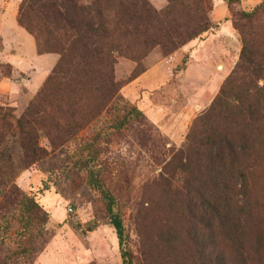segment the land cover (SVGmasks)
<instances>
[{"label": "rangeland", "instance_id": "rangeland-1", "mask_svg": "<svg viewBox=\"0 0 264 264\" xmlns=\"http://www.w3.org/2000/svg\"><path fill=\"white\" fill-rule=\"evenodd\" d=\"M36 1L0 0V108L12 115L0 122V232L8 236L0 244V264L18 242L17 209L24 194L48 213V221L29 261L14 259V264H123L99 194L88 188L86 172L70 160L85 144H92L90 167L101 171L117 200L126 249L135 263L218 264L219 257L220 264H264V77L256 81L241 64L246 43L264 71V0H174L172 12V0H99L105 30L101 42L94 43L102 46L104 55L85 78L86 106L93 107L97 100L92 86L108 81L111 60L119 92L96 120L75 136L64 135L72 126L61 113L71 85L70 75L64 74L59 79L64 102L47 110L39 129V145L49 155L27 168L17 119L61 57L39 54L34 36L18 22L22 3ZM76 1L90 8L95 0ZM137 2L145 3L149 15L140 25L121 26L123 13L134 11ZM198 9L209 18L211 30L175 51L158 45L166 41L168 30L188 22V14L194 16ZM221 94L232 107L222 102L205 123L202 119ZM234 106L251 112L254 123L247 132L250 142L238 151L248 187L244 189L234 173L224 177L231 175L238 184L233 193L227 192L231 222L237 224V235L229 240V230L203 207V197L214 200L208 189L213 177L193 159H200L201 153L216 155L217 146L209 145L208 134L218 124L225 127L230 110L238 120L243 117ZM131 107L144 117L120 132L104 131ZM235 143L239 148L241 139L235 137ZM93 222L97 228L85 232Z\"/></svg>", "mask_w": 264, "mask_h": 264}, {"label": "trees", "instance_id": "trees-1", "mask_svg": "<svg viewBox=\"0 0 264 264\" xmlns=\"http://www.w3.org/2000/svg\"><path fill=\"white\" fill-rule=\"evenodd\" d=\"M98 1L95 0L90 8L80 7L76 0H38L33 4L28 2L22 3L18 22L29 34L34 36L38 53L41 55L56 53L61 56L58 65L53 71L52 76L45 83L43 89L17 119L19 140L23 149V162L27 168H30L49 155V152L39 145V129L44 126L46 115H48L47 110L59 101L64 102L61 96V82L59 81L64 74L70 75L69 84L71 85L67 90L66 106L64 108L61 107V113L68 121L72 122L70 131L68 133L64 131V135L75 136L87 123L96 120L102 115L107 105L115 100L119 92L113 80L112 66L114 61L111 60L108 81L106 84L101 83L100 86H92L91 89H94L92 93L97 97V100L93 107L89 108L86 106L89 100L86 96L89 92L87 89L89 88V83L85 78L89 76L94 66L99 67L101 57L104 55L102 54V46L94 43L95 41L101 42L99 40H101L104 32L102 30H105L103 25L105 13L100 9ZM170 4L169 12H172L175 5L174 0ZM199 9L195 11L194 16L188 14V22L174 27L173 30H168V35H164L166 41H160L158 45L175 51L181 45L195 40L205 32L211 30L213 26L209 18ZM126 11L119 21L121 26L124 27L127 26L126 23L133 25L135 23V26L140 25L144 20L143 18L146 19V16L150 13L146 9L145 3L144 5H139V2H137L134 11ZM166 14L168 16L171 13ZM241 64L247 68L253 79L256 81L263 79L264 71L262 70V66L246 43H244L242 49ZM262 96L264 99V89ZM222 102V106H231L221 94L214 102L207 116L202 119L205 123H210L211 117L214 116L212 112H214L216 106L220 107ZM234 107L241 110L240 114L243 117L238 120L234 111L230 110L229 114H227L229 120H226L225 127L218 124L208 134L207 141L209 145L216 144L217 146L216 155L210 156L201 153L200 159H193L196 165L203 167L206 173H209L213 177V181L208 186V189L212 193L214 200L210 201V198L203 197V207L204 210L206 209L207 212L211 213V217L214 218V221L218 225L229 230V240H233L237 235L235 232L233 233V230L237 228V224L234 221V223L231 222L230 214L233 210H231V205L228 203L229 196L231 195L229 193H233L238 187L237 181L232 177V173L236 174L234 176L238 175L240 177L243 188L246 189L248 187V178L242 170L243 165L240 162L238 151L243 150L246 144L250 142L247 132L252 130L254 123V116L251 112L246 113L244 107L243 109L240 106ZM86 111L89 112L86 114ZM8 116L12 115L0 108V122H5ZM143 117L144 114L141 111L136 107H131L126 110L124 115H119L112 123L106 125L104 131L108 134L120 132L132 121ZM212 127L210 126V128ZM101 136L102 131L97 134L98 138ZM235 137L241 139V146L239 148L236 146ZM91 145H82L75 153L70 155V160L79 171L86 172L85 181L88 188L99 194L100 201L109 217V222L116 232L123 264H137L126 249V227L122 212L118 209L117 200L111 191L106 188L101 177V171L90 167V164L94 160V157L91 155ZM57 148L54 146L53 150ZM192 152L196 155L198 148ZM85 153L86 156H84ZM179 165L183 166L181 158ZM227 173L232 174V176L230 175L227 179H224ZM204 174V171L201 172V175ZM17 210V218L20 224L18 228L20 231L18 234L19 239L13 253L6 259L4 264H14V259L17 261L24 260L25 263L28 262L35 251V240L46 234L45 225L48 221V213L43 211L42 207L33 197L24 194ZM8 225L9 223H7L6 232L10 230ZM78 228L80 229V225H78ZM96 228L97 223L93 222L87 225V229L84 231L92 232ZM7 240L8 236L0 232V244H5ZM223 259L221 256V260L224 262ZM218 264H220L219 257Z\"/></svg>", "mask_w": 264, "mask_h": 264}]
</instances>
